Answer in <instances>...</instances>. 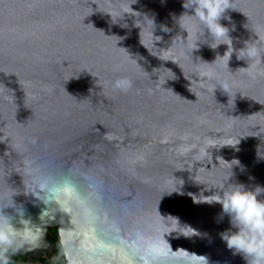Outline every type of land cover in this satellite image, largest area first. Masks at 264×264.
Masks as SVG:
<instances>
[{"label": "water", "instance_id": "1", "mask_svg": "<svg viewBox=\"0 0 264 264\" xmlns=\"http://www.w3.org/2000/svg\"><path fill=\"white\" fill-rule=\"evenodd\" d=\"M116 3L0 0V208L16 192L22 218L40 226L42 237L16 254L47 259L54 228L65 264H247L221 239L229 220L221 219L219 203H206L215 191L206 186L232 168L230 182L264 187V63L249 75L234 53L230 69L220 70L226 93H213L194 76L190 56L179 59L182 70L174 63L179 48L170 43L182 47L187 35L174 20L185 11L183 0L131 5L155 19L154 35L162 37L155 44L144 33L140 42L127 14V28L111 24L101 11ZM234 7L226 13L231 23L221 21L235 25L233 47L254 39L264 48V0H234ZM226 48L201 45L194 57L211 62ZM117 78L132 87L113 92L108 82ZM30 160L54 172H86L100 187L93 191L74 175L83 202L42 220L45 205L24 194ZM177 185L180 193H167ZM4 212L22 227L14 208ZM168 216L199 235L185 228L194 236L173 232L164 240L157 227ZM153 241L160 245L155 259Z\"/></svg>", "mask_w": 264, "mask_h": 264}, {"label": "clouds", "instance_id": "2", "mask_svg": "<svg viewBox=\"0 0 264 264\" xmlns=\"http://www.w3.org/2000/svg\"><path fill=\"white\" fill-rule=\"evenodd\" d=\"M135 3L137 0H117V3L108 11L101 12L110 16L111 24L119 25L122 28L128 27L127 23H121L127 14L133 18V26L140 29V42L141 34L144 33L151 35L155 44V37H160L154 35L157 29L155 19L147 14L142 15L140 12L134 11L131 5ZM182 6L185 11L178 18L174 17V20L179 31L181 33L186 32L187 35L184 41L179 42L180 45H183L182 47L170 43L172 47L179 48L177 61L174 63L179 66L178 61L181 57L190 56L193 63L197 64L194 76L198 77L203 85L211 84L213 93L217 88L226 93L220 70L222 67L230 69L229 62L234 53L237 60L245 61L247 64V67L239 69L246 70L249 75L254 76L252 70L264 63V48L260 46L261 42L248 39L243 42V47L236 49L233 47L234 38L230 35L236 30L235 25L232 24L230 28L221 23L222 20L231 23V17L226 13L228 10H236L234 0H183ZM161 30L164 32L172 31L165 26H161ZM201 45H207L213 51L221 45H226L227 48L223 55L217 52L215 59L207 62L199 56L194 57V51L198 50ZM197 57H199V63ZM200 64L207 67L201 71ZM180 69L182 70L181 67ZM108 86L113 92H127L132 87V82L128 79L117 78L109 81ZM30 143L35 144L36 141L30 140ZM74 175H79L87 181L89 189L93 191L99 189L100 181L86 172L73 173L71 170L68 173L54 172L35 160H30L25 164L22 174L24 194L31 195L45 205L41 213L42 220L50 215L55 216L60 210H66L72 202H83L84 197L74 180ZM233 176L234 173L231 168L230 174L224 175L211 187H207L202 182L199 184L205 185L208 190H215L214 194L211 195L214 198L211 201H206V203H219L222 206L221 219L225 216L228 217L230 228L220 233L227 248L234 255H241L247 264H264V199H258L264 193V187L255 186L253 189H249L244 184L230 182ZM179 186H176L178 191L166 192L169 194L172 192L180 193ZM15 194L16 192L11 197L12 203L0 208V250L5 253L2 264H9L7 258L9 251L15 255L23 247L35 245L42 239L39 233L40 226L33 225L30 220L22 218L24 215L23 208L15 205L13 201ZM195 202L205 201L197 200ZM9 207L14 208L21 217L20 224L22 227H15L13 217L4 212V209ZM169 217L171 220L168 219ZM185 228L193 229L191 226L182 224L179 217L168 216L163 217L162 227L158 226L157 231L162 233L163 239L166 240L165 236L171 235L173 232L185 236L181 231ZM193 230L195 231L194 235H199L195 229ZM159 246L158 241H153L150 245L149 255L153 256V259H155V253L152 249Z\"/></svg>", "mask_w": 264, "mask_h": 264}, {"label": "trees", "instance_id": "3", "mask_svg": "<svg viewBox=\"0 0 264 264\" xmlns=\"http://www.w3.org/2000/svg\"><path fill=\"white\" fill-rule=\"evenodd\" d=\"M51 233L53 236L54 241V248L52 250V253L49 254L47 259L44 258H33L30 259V264H65L61 247L58 243V238L56 235V229H51ZM5 256V253L0 250V264H2V258ZM7 258L9 261V264H19L20 261L25 260V257L22 255H13L11 251L7 253Z\"/></svg>", "mask_w": 264, "mask_h": 264}, {"label": "built area", "instance_id": "4", "mask_svg": "<svg viewBox=\"0 0 264 264\" xmlns=\"http://www.w3.org/2000/svg\"><path fill=\"white\" fill-rule=\"evenodd\" d=\"M19 264H30L28 259L22 260L19 262Z\"/></svg>", "mask_w": 264, "mask_h": 264}]
</instances>
